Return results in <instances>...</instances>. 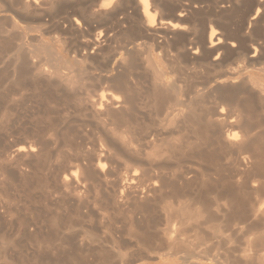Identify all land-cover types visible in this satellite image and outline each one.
Listing matches in <instances>:
<instances>
[{
  "label": "rangeland",
  "instance_id": "rangeland-1",
  "mask_svg": "<svg viewBox=\"0 0 264 264\" xmlns=\"http://www.w3.org/2000/svg\"><path fill=\"white\" fill-rule=\"evenodd\" d=\"M59 10L55 6L51 13L59 14ZM4 16L0 14V20ZM53 33L29 32L23 41L24 49H33L38 39L52 44V51L56 49L53 56L39 54L32 58L45 69L55 64L54 53L73 56L69 48L76 41ZM11 35L15 36V32ZM2 39L0 37V264H47L65 256L76 257L82 264H160L161 254L168 259L167 264H187L184 261L190 256L200 264H219L216 261L220 262L224 255L236 259L245 253L254 258L253 264H264V223L254 229L246 228L249 222L232 228L229 225L234 224L233 221L218 211L226 208L218 191L229 187L236 192L239 188L238 177H233L235 172L225 162H221L220 177L212 175V171L202 177L194 161L200 148L190 143H194V139L186 131L168 125L164 112L154 114L149 106L136 105L125 121L120 117L112 120L90 117L83 109L84 104L78 102V96L82 98L109 87L97 84L87 74L69 87L57 84L54 88L30 77L15 83L11 66L18 41L12 39L10 47L3 49ZM163 64L167 80L174 79L176 73L167 62ZM64 68L62 73L75 74L68 66ZM91 73L97 74V71ZM113 73L116 74L115 69ZM151 75L147 68L140 71L139 96L148 90ZM108 90L113 92L111 88ZM126 121L131 122L124 123ZM184 135L189 136V140ZM28 145L37 150L14 155L19 146ZM101 148L106 149L105 172L109 175L105 180L95 178V183L82 181L89 171L95 170L97 174L95 156ZM189 161H193V167L187 170ZM137 164L146 174L149 171L158 179L161 177L162 182L156 179V188H151L149 193L129 189L120 202L111 182L117 173L133 171ZM75 165L83 169L77 167V170ZM190 170L193 173L188 172ZM74 171H77L75 175ZM66 174L75 176V179L70 176L68 189L61 179ZM247 189L251 192L250 187ZM77 190L81 194L78 195ZM250 196L249 200L254 201L263 195ZM172 240L176 248L170 246ZM167 254L171 255L166 257Z\"/></svg>",
  "mask_w": 264,
  "mask_h": 264
},
{
  "label": "bare ground",
  "instance_id": "bare-ground-1",
  "mask_svg": "<svg viewBox=\"0 0 264 264\" xmlns=\"http://www.w3.org/2000/svg\"><path fill=\"white\" fill-rule=\"evenodd\" d=\"M54 5L61 10L59 14L51 13ZM0 14L5 15L0 20L1 48H9L12 39L18 41L11 66L15 83L30 77L54 88L69 87L87 74L97 84H106L113 90L101 89L92 95L76 97L94 119L120 117L125 121L136 105L149 106L154 114L164 112L168 125L186 131L194 139V143H190L200 148L194 161L202 177L209 176L210 171L220 177L221 162L235 172L233 177H238L236 192L229 187L218 191L226 207L218 211L233 221L229 226L249 222L246 228L254 229L264 223V0H4L0 2ZM30 23L36 25L30 26ZM12 31L15 36L11 35ZM29 32L69 36L76 41L69 48L73 56L54 53L55 64L45 69L32 58L39 54L53 56L56 49L52 51V44L48 46L42 39H38L33 49H24L23 41ZM97 62L100 66H94ZM164 62L176 73L174 79L167 80ZM67 66L74 75L62 73ZM144 68L152 75L148 90L139 96L142 88L139 74ZM114 69L116 74L112 75ZM146 110L149 109L146 107ZM150 140L147 143L150 144ZM103 149L95 156L97 174L88 169L82 181L94 182L99 177L105 180L109 175L105 172L106 149ZM36 150L33 145L19 146L14 155L31 154ZM191 162L187 170L193 167ZM77 167L83 169L80 165ZM126 171L117 173L114 180L111 178L113 182L110 181L119 200L125 199L129 189L149 193L161 179L155 173L146 174L138 164L133 171ZM74 175H62V184L67 189ZM145 182L150 184L145 185ZM247 186L251 192L245 190ZM77 194L81 191L77 190ZM250 195L261 198L251 201ZM215 228L218 227L215 225ZM172 244L170 246L176 248V242ZM245 254L236 259L224 255L220 262L218 258L215 260L218 259L219 264H253L254 258ZM58 258L47 264L83 263L72 256ZM159 259L160 264L169 263L163 254ZM189 260L184 262L200 264Z\"/></svg>",
  "mask_w": 264,
  "mask_h": 264
}]
</instances>
